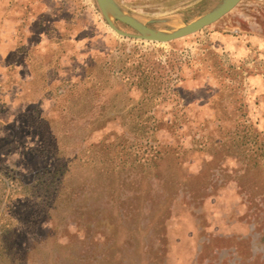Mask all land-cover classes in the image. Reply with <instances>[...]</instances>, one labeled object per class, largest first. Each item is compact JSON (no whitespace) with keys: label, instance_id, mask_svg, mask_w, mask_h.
Here are the masks:
<instances>
[{"label":"rangeland","instance_id":"374dc122","mask_svg":"<svg viewBox=\"0 0 264 264\" xmlns=\"http://www.w3.org/2000/svg\"><path fill=\"white\" fill-rule=\"evenodd\" d=\"M0 264H264V0H0Z\"/></svg>","mask_w":264,"mask_h":264},{"label":"water","instance_id":"95a60500","mask_svg":"<svg viewBox=\"0 0 264 264\" xmlns=\"http://www.w3.org/2000/svg\"><path fill=\"white\" fill-rule=\"evenodd\" d=\"M240 1L241 0H221L208 13L201 15L192 21L184 23L174 30L168 32H158L149 29L145 23L124 13L113 0H95L107 26L118 36L162 44L185 38L214 24L232 11ZM114 20L130 27L136 32V34H129L121 31L114 24Z\"/></svg>","mask_w":264,"mask_h":264},{"label":"bare ground","instance_id":"6f19581e","mask_svg":"<svg viewBox=\"0 0 264 264\" xmlns=\"http://www.w3.org/2000/svg\"><path fill=\"white\" fill-rule=\"evenodd\" d=\"M179 26H181V25H179Z\"/></svg>","mask_w":264,"mask_h":264}]
</instances>
